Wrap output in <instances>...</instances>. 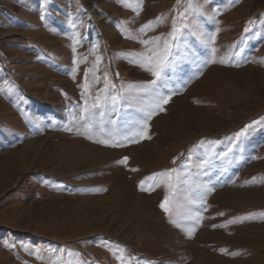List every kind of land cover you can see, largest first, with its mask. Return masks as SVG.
<instances>
[{"label":"rangeland","instance_id":"374dc122","mask_svg":"<svg viewBox=\"0 0 264 264\" xmlns=\"http://www.w3.org/2000/svg\"><path fill=\"white\" fill-rule=\"evenodd\" d=\"M0 264H264V0H0Z\"/></svg>","mask_w":264,"mask_h":264},{"label":"snow or ice","instance_id":"6c2138e0","mask_svg":"<svg viewBox=\"0 0 264 264\" xmlns=\"http://www.w3.org/2000/svg\"><path fill=\"white\" fill-rule=\"evenodd\" d=\"M157 22H160V18H159V17L157 18ZM151 23H152V22H149V24H151ZM148 27H149L148 24L142 26L141 31H146V30L148 29ZM176 31H177L176 28L173 27V31H172V33H171L173 39H175ZM156 39H160V38L157 37ZM142 43L147 44V43H149V41H142ZM167 49H168V45H167V42H166V43H165V48H164L163 51H167ZM151 52H152V54H151L150 56L146 57L148 63H152L153 61H155V60L157 59V57L163 55V52H158V51H156L155 49H152ZM158 66H159V68H160L161 71H162L163 67L165 66V65H164V61L161 60V61L159 62V65H158ZM150 70L152 71V75H153L154 77H156L157 80H159V79L161 78V73H160V71H157V70H155V69H150ZM151 83H152L153 85H155V84H156V80L152 81ZM96 99H97V101H99L100 97L97 96ZM111 100H112V103L115 104L117 98H116L115 96H113V97H111ZM159 100H160V96H159V94H157V95L154 97V100H153V102H152L151 107H150V108H149V107H146V108L144 109V111L149 112V111H151L152 109H154L155 107H159V103H158ZM163 102H164V103H167V98H165ZM97 106H98L97 104H93V105H92L93 108H96ZM161 110H162V109H161ZM149 118H150V117H149ZM132 135H135V134L133 133ZM100 142H101V143H107V141H100ZM125 159H126V158H125ZM159 175H167V173H161V174H159ZM143 183H144V181H141V184H143ZM203 187L207 189L208 186H207V185H204ZM194 195L199 196L200 194H199V193H194ZM167 200H168V197L165 196V201H167ZM195 202H196L195 200H190V201H189V203H195ZM160 207H161L166 213L169 212V208L166 207L165 203L162 202L161 205H160ZM195 218H196L195 216H189V217H186V219H195Z\"/></svg>","mask_w":264,"mask_h":264},{"label":"bare ground","instance_id":"6f19581e","mask_svg":"<svg viewBox=\"0 0 264 264\" xmlns=\"http://www.w3.org/2000/svg\"><path fill=\"white\" fill-rule=\"evenodd\" d=\"M195 122V121H194ZM174 127V126H173ZM178 128V127H177ZM178 130V129H177ZM174 132V131H173Z\"/></svg>","mask_w":264,"mask_h":264}]
</instances>
